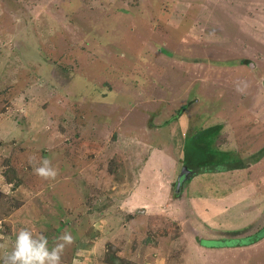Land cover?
<instances>
[{"label":"rangeland","instance_id":"374dc122","mask_svg":"<svg viewBox=\"0 0 264 264\" xmlns=\"http://www.w3.org/2000/svg\"><path fill=\"white\" fill-rule=\"evenodd\" d=\"M21 228L71 233L61 264H264V0H0V256Z\"/></svg>","mask_w":264,"mask_h":264},{"label":"clouds","instance_id":"9594fccd","mask_svg":"<svg viewBox=\"0 0 264 264\" xmlns=\"http://www.w3.org/2000/svg\"><path fill=\"white\" fill-rule=\"evenodd\" d=\"M243 85V86H241ZM247 88L245 82H240L236 86V91L244 94ZM33 165V172L36 176L44 180H54L58 175L56 169L51 166L50 160L43 159L39 166L30 160ZM74 243V238L69 232H65L57 238V242L50 249L48 239L44 235H34L27 228H21L16 236L13 248L10 252H5L0 259L3 264H61V257L67 246ZM0 247H3L0 245Z\"/></svg>","mask_w":264,"mask_h":264},{"label":"crops","instance_id":"0c3cea01","mask_svg":"<svg viewBox=\"0 0 264 264\" xmlns=\"http://www.w3.org/2000/svg\"><path fill=\"white\" fill-rule=\"evenodd\" d=\"M243 170H245V169H243V168H242V169H237V171H239V172H240V171H243ZM229 171H230V170H229ZM230 172H232V171H230ZM241 181H243V180H241ZM254 245H256V244H254ZM242 248H244V247H242Z\"/></svg>","mask_w":264,"mask_h":264},{"label":"water","instance_id":"95a60500","mask_svg":"<svg viewBox=\"0 0 264 264\" xmlns=\"http://www.w3.org/2000/svg\"><path fill=\"white\" fill-rule=\"evenodd\" d=\"M249 66L253 67V64L249 63L248 64ZM179 185V184H178ZM179 186H177V189H178ZM141 212H144V210H141Z\"/></svg>","mask_w":264,"mask_h":264},{"label":"trees","instance_id":"16d2710c","mask_svg":"<svg viewBox=\"0 0 264 264\" xmlns=\"http://www.w3.org/2000/svg\"><path fill=\"white\" fill-rule=\"evenodd\" d=\"M236 163H237V161H236ZM242 168H244V166H243V165H241V167H240V168H238V169H242ZM229 169H232V168H229Z\"/></svg>","mask_w":264,"mask_h":264}]
</instances>
